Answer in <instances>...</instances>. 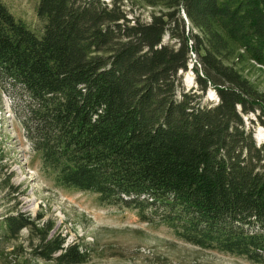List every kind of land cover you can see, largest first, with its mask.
Returning <instances> with one entry per match:
<instances>
[{
  "label": "trees",
  "instance_id": "trees-1",
  "mask_svg": "<svg viewBox=\"0 0 264 264\" xmlns=\"http://www.w3.org/2000/svg\"><path fill=\"white\" fill-rule=\"evenodd\" d=\"M140 1L150 22L123 0H39V34L0 0V89L57 185L264 264V0ZM41 219L9 214L0 239L29 228L33 257L87 262Z\"/></svg>",
  "mask_w": 264,
  "mask_h": 264
},
{
  "label": "rangeland",
  "instance_id": "rangeland-1",
  "mask_svg": "<svg viewBox=\"0 0 264 264\" xmlns=\"http://www.w3.org/2000/svg\"><path fill=\"white\" fill-rule=\"evenodd\" d=\"M3 1L32 30L42 33L45 23L38 15L39 0ZM102 1L112 5L114 0ZM122 10L132 21L145 23L159 11L140 0H123ZM163 42L178 43L168 34ZM191 56L193 61L183 74L186 90L197 88L192 70L197 56ZM204 96L203 102L208 104L218 101L213 87ZM0 97V229L9 214L24 212L33 218L41 214L39 224L53 222L51 232L62 234L65 245L79 243L87 250L85 264H257L242 256L190 244L166 223L144 222L135 209L103 204L95 193L57 185L1 89ZM247 124L251 125L249 120ZM255 138L258 143L264 141L263 125L257 126ZM31 239L36 235L29 228L22 229L17 239H0V264H46L32 256Z\"/></svg>",
  "mask_w": 264,
  "mask_h": 264
}]
</instances>
